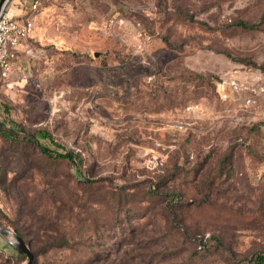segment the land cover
<instances>
[{"label": "rangeland", "instance_id": "rangeland-1", "mask_svg": "<svg viewBox=\"0 0 264 264\" xmlns=\"http://www.w3.org/2000/svg\"><path fill=\"white\" fill-rule=\"evenodd\" d=\"M39 1L37 41L0 79V119L78 152L82 181L0 134V226L22 227L35 264H254L243 258L264 250V0ZM30 202L69 246L48 249L22 213ZM27 261L0 233V264Z\"/></svg>", "mask_w": 264, "mask_h": 264}, {"label": "trees", "instance_id": "trees-1", "mask_svg": "<svg viewBox=\"0 0 264 264\" xmlns=\"http://www.w3.org/2000/svg\"><path fill=\"white\" fill-rule=\"evenodd\" d=\"M0 134L4 138H6L8 141H10L11 143H14V144L25 143V144H29V145H32V146L38 148L39 154L37 155V157L41 161L48 162V163H51V162H68V163H70L71 167L75 169V173H73L70 180L73 183L82 181V179L78 175V172L76 173V171L79 170V165L81 163L80 154L74 150H65V151L55 150V149L50 148L46 144H44L43 141L41 140V137L49 138L50 141L54 143V139L51 138V135L46 130L38 129L35 132H29V131H26L23 127H21L19 124H13V125L7 126V123L0 119ZM39 134L41 135V137H39ZM91 183H92L91 180H87L86 184L89 185ZM12 185H14L13 182H12ZM147 193L148 194L149 193L159 194L158 191H156L155 189H152V188H149ZM171 194L173 197L177 196L175 192L171 193ZM117 195L118 196L125 195L124 187L121 188L120 192ZM125 198H126V201H130L128 194L125 195ZM168 207L170 210V206H168ZM26 209H27V211L24 212V209L22 207L21 208V210H23L22 213H25L26 215H28V218H30V219H36V221L39 223L38 227L40 229L46 231V236L48 237V238H46L47 241H50L52 239V242H53L56 234H59L61 232V226L59 224L60 219L54 217L53 220L56 224V225H54V222H52L51 220L48 219L47 209L43 212L42 217L38 216L40 214V211L38 210V206H36L33 202H30L29 208H25V210ZM33 225H35V223L31 224V226H33ZM10 227L13 229L14 232L19 234L26 241V243L30 246V248L32 250L31 243H30V241H28V239L26 237V233H24L22 227L13 222L9 226V228H7V227H3V228L9 230ZM6 234H7V232H6ZM56 238L59 239L58 240L59 242H56V243L50 242L48 245V249H52L53 247L69 246V241L67 239H65V236L64 237L62 236V238H58L56 236ZM214 239H215L216 245H219V246L222 245L223 248L225 247L224 243L222 244V241H220V239L218 237H214ZM199 242H201V238L199 239ZM199 245H200V249L206 248L205 246L204 247L202 246V243H200ZM208 249L209 248H207V251H208ZM224 250L226 252L229 251V249H227V248H224ZM19 253L22 256L28 258V256L24 252L19 251ZM243 259L247 260V261H251L254 264H264V250H262L261 252H258L256 254H253L252 256L245 257ZM32 264H35L34 258H33Z\"/></svg>", "mask_w": 264, "mask_h": 264}, {"label": "built area", "instance_id": "built-area-1", "mask_svg": "<svg viewBox=\"0 0 264 264\" xmlns=\"http://www.w3.org/2000/svg\"><path fill=\"white\" fill-rule=\"evenodd\" d=\"M28 7L20 14L10 13L8 5L0 14V79H8L14 71L16 62L23 52H29L27 47L21 52V48L27 43L35 30L40 1L30 0ZM248 106L257 104L253 97L244 98Z\"/></svg>", "mask_w": 264, "mask_h": 264}, {"label": "water", "instance_id": "water-1", "mask_svg": "<svg viewBox=\"0 0 264 264\" xmlns=\"http://www.w3.org/2000/svg\"><path fill=\"white\" fill-rule=\"evenodd\" d=\"M10 0H0V14L3 12L5 7L8 5ZM98 55V54H96ZM6 232H9L12 236V238L8 237ZM0 233L5 236V238L14 245L19 251L24 252L28 256V261L26 264H32L33 263V252L30 248V246L26 243V241L16 232L10 231L8 229L3 228L0 226Z\"/></svg>", "mask_w": 264, "mask_h": 264}, {"label": "crops", "instance_id": "crops-1", "mask_svg": "<svg viewBox=\"0 0 264 264\" xmlns=\"http://www.w3.org/2000/svg\"><path fill=\"white\" fill-rule=\"evenodd\" d=\"M30 0H10L8 8L10 13H16V14H20L24 11V6L28 7L27 2H29ZM35 21H36V25H37V14L35 15ZM36 26H35V30L33 31L32 35L30 36L29 40L27 41V43L21 48V52L24 51L25 47H28L29 41L30 40H36ZM40 40V38H39Z\"/></svg>", "mask_w": 264, "mask_h": 264}]
</instances>
